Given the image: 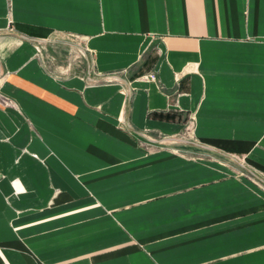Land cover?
Returning <instances> with one entry per match:
<instances>
[{
	"label": "crops",
	"instance_id": "1",
	"mask_svg": "<svg viewBox=\"0 0 264 264\" xmlns=\"http://www.w3.org/2000/svg\"><path fill=\"white\" fill-rule=\"evenodd\" d=\"M0 264H264V0H0Z\"/></svg>",
	"mask_w": 264,
	"mask_h": 264
},
{
	"label": "rangeland",
	"instance_id": "2",
	"mask_svg": "<svg viewBox=\"0 0 264 264\" xmlns=\"http://www.w3.org/2000/svg\"><path fill=\"white\" fill-rule=\"evenodd\" d=\"M4 104L6 106H11L12 103L10 101H5ZM191 124H192V120H189L188 124H186V127L182 130V135H178V136H165L168 138H173V141H166L164 140V137H159V136H155V138L153 139L155 142H157L159 145L162 146H167L169 148L172 149V151H174L175 153H181V154H193L194 152L197 151L198 149V144L197 142L193 139L192 137V128H191ZM129 131L131 133H137L138 135H145L142 132H137L135 130L129 129ZM190 132V135H188L187 133ZM136 134V135H137ZM175 141V142H174ZM239 162V163H238ZM237 163L240 164V166L242 167L243 165L241 164V161H238ZM239 167V169H241L243 171V173L251 178L254 182L259 183V184H263V176H260L258 174H256L252 169L249 170L247 168H245L243 166V168ZM253 173V175L251 173Z\"/></svg>",
	"mask_w": 264,
	"mask_h": 264
},
{
	"label": "water",
	"instance_id": "3",
	"mask_svg": "<svg viewBox=\"0 0 264 264\" xmlns=\"http://www.w3.org/2000/svg\"><path fill=\"white\" fill-rule=\"evenodd\" d=\"M164 140H166V141H173L174 139L173 138H165Z\"/></svg>",
	"mask_w": 264,
	"mask_h": 264
},
{
	"label": "built area",
	"instance_id": "4",
	"mask_svg": "<svg viewBox=\"0 0 264 264\" xmlns=\"http://www.w3.org/2000/svg\"><path fill=\"white\" fill-rule=\"evenodd\" d=\"M151 80L153 79V76L152 75H150V76H148ZM251 173V172H250ZM252 175H253V173H251Z\"/></svg>",
	"mask_w": 264,
	"mask_h": 264
},
{
	"label": "bare ground",
	"instance_id": "5",
	"mask_svg": "<svg viewBox=\"0 0 264 264\" xmlns=\"http://www.w3.org/2000/svg\"><path fill=\"white\" fill-rule=\"evenodd\" d=\"M175 142V141H174Z\"/></svg>",
	"mask_w": 264,
	"mask_h": 264
}]
</instances>
